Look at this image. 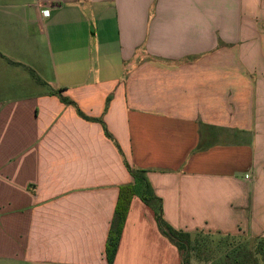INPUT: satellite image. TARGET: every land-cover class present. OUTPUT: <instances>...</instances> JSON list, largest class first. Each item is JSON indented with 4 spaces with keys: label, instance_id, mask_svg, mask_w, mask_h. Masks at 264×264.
I'll use <instances>...</instances> for the list:
<instances>
[{
    "label": "crops",
    "instance_id": "1",
    "mask_svg": "<svg viewBox=\"0 0 264 264\" xmlns=\"http://www.w3.org/2000/svg\"><path fill=\"white\" fill-rule=\"evenodd\" d=\"M130 168L264 241V0H0V261L109 264ZM113 264H183L138 194Z\"/></svg>",
    "mask_w": 264,
    "mask_h": 264
},
{
    "label": "trees",
    "instance_id": "2",
    "mask_svg": "<svg viewBox=\"0 0 264 264\" xmlns=\"http://www.w3.org/2000/svg\"><path fill=\"white\" fill-rule=\"evenodd\" d=\"M8 61L11 62L10 60ZM30 72L40 84H45L33 70L30 69ZM130 172L135 179V183L120 187L118 201L108 235L106 257L109 264L114 263L130 206L134 196L137 194L145 204L154 209L160 232L179 249L183 264H191V255L194 252L200 256L203 253V249L210 251L214 242H216L215 244L219 248L227 246L226 252L220 259V264H250L253 255L260 256V260L264 264L263 240L255 239L254 243L256 245L252 250L250 249L249 240L246 239L242 240L228 235L224 236L226 237V241L222 242L224 239L217 240L215 238L216 236H223L220 233H204L202 231L185 232L175 229L164 219L162 200L154 193L146 177V171L130 168ZM229 239L232 240L231 243L227 242Z\"/></svg>",
    "mask_w": 264,
    "mask_h": 264
},
{
    "label": "rangeland",
    "instance_id": "3",
    "mask_svg": "<svg viewBox=\"0 0 264 264\" xmlns=\"http://www.w3.org/2000/svg\"><path fill=\"white\" fill-rule=\"evenodd\" d=\"M217 240H222L226 241V237L224 236H216L215 237ZM244 240V239H242ZM227 242H232V240H228ZM216 242L213 243V245L211 246V250L209 251L208 249H203V253L199 256L198 254L196 255L195 252L191 255V264H220V259L223 256V254L226 252V247L222 246V248H219V246H216L215 244ZM250 243V249H254L256 243H254L253 240H249ZM230 246V245H229ZM254 254V253H253ZM260 256H255L253 255L250 264H262L261 260H260ZM0 264H8L7 261H0Z\"/></svg>",
    "mask_w": 264,
    "mask_h": 264
}]
</instances>
